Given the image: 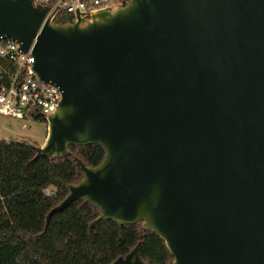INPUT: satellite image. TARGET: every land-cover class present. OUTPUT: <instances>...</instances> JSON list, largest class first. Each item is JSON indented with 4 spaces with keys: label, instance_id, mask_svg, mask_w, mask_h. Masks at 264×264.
I'll return each instance as SVG.
<instances>
[{
    "label": "water",
    "instance_id": "1",
    "mask_svg": "<svg viewBox=\"0 0 264 264\" xmlns=\"http://www.w3.org/2000/svg\"><path fill=\"white\" fill-rule=\"evenodd\" d=\"M0 0L63 98L36 157L106 150L48 214L84 199L165 240L172 264H264V0H123L46 17ZM112 264H148L137 245Z\"/></svg>",
    "mask_w": 264,
    "mask_h": 264
},
{
    "label": "trees",
    "instance_id": "2",
    "mask_svg": "<svg viewBox=\"0 0 264 264\" xmlns=\"http://www.w3.org/2000/svg\"><path fill=\"white\" fill-rule=\"evenodd\" d=\"M70 151L62 157H36L31 143L0 140V264H112L137 245L148 264H172L174 257L159 234L141 223L103 219L93 224L99 208L84 199L47 223L69 186L83 177L76 157L95 167L106 155L99 144L71 145ZM49 186L56 188L55 195L44 192Z\"/></svg>",
    "mask_w": 264,
    "mask_h": 264
},
{
    "label": "built area",
    "instance_id": "3",
    "mask_svg": "<svg viewBox=\"0 0 264 264\" xmlns=\"http://www.w3.org/2000/svg\"><path fill=\"white\" fill-rule=\"evenodd\" d=\"M48 7L46 17L62 13L84 16L120 4L123 0H32ZM33 46L24 50L21 44L0 36V115L24 119L28 115L47 117L54 114L63 98L62 89L37 76Z\"/></svg>",
    "mask_w": 264,
    "mask_h": 264
},
{
    "label": "rangeland",
    "instance_id": "4",
    "mask_svg": "<svg viewBox=\"0 0 264 264\" xmlns=\"http://www.w3.org/2000/svg\"><path fill=\"white\" fill-rule=\"evenodd\" d=\"M47 131V122L33 115H28L24 119L0 115V140L41 146L47 139ZM44 192L52 196L56 194V188L49 186Z\"/></svg>",
    "mask_w": 264,
    "mask_h": 264
}]
</instances>
